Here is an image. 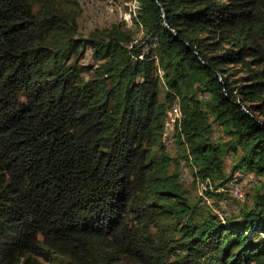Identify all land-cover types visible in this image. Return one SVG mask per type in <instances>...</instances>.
Wrapping results in <instances>:
<instances>
[{
  "label": "trees",
  "instance_id": "16d2710c",
  "mask_svg": "<svg viewBox=\"0 0 264 264\" xmlns=\"http://www.w3.org/2000/svg\"><path fill=\"white\" fill-rule=\"evenodd\" d=\"M78 12L0 0V264H264V0H134L137 36Z\"/></svg>",
  "mask_w": 264,
  "mask_h": 264
},
{
  "label": "rangeland",
  "instance_id": "374dc122",
  "mask_svg": "<svg viewBox=\"0 0 264 264\" xmlns=\"http://www.w3.org/2000/svg\"><path fill=\"white\" fill-rule=\"evenodd\" d=\"M79 2V12L77 15V31L82 36L86 35L92 28L104 26L111 22L120 21L122 20L125 26L134 30L135 35L137 36L139 32L136 30L135 25H133L132 21L130 20V13L134 8V0H78ZM83 61L82 63H86L90 61V57L87 51V48L84 51V54L81 58ZM174 114H175V106L172 107L165 119L166 125V138H165V145L167 147L171 142V134L170 129L174 125ZM170 154H173L175 151V146L173 145L170 148H166ZM229 158L225 157V164H228ZM175 166L179 171H185L187 174L190 172L189 168L183 164V161L178 159L175 161ZM237 174V173H236ZM186 176L183 173L182 179H180L183 183H186L185 186L189 187L190 190L200 192L201 189L204 187V184L200 181L197 183V187L192 188L187 181H185ZM241 181V196L237 198L234 192L228 189V185L226 187L227 193L226 195L223 194L224 197L219 199H213L211 201L206 197V200L211 203L213 206L212 209L218 215L220 211V217L225 216L228 212H234L238 205L241 203L246 202L247 200L244 199V195L247 191H250L252 187H250V176L247 175L245 178L243 176L240 179ZM256 181V178L253 176V183ZM237 183V182H236ZM233 187V184L231 185ZM229 193V194H228ZM235 196V197H234ZM225 198V199H224ZM218 215V216H219ZM34 264H56L50 261H43L41 259H36ZM120 264H136L133 262H120Z\"/></svg>",
  "mask_w": 264,
  "mask_h": 264
},
{
  "label": "built area",
  "instance_id": "2783aa9c",
  "mask_svg": "<svg viewBox=\"0 0 264 264\" xmlns=\"http://www.w3.org/2000/svg\"><path fill=\"white\" fill-rule=\"evenodd\" d=\"M249 176H250V184H251V182H252V174H250V173H247ZM233 177H239V176H233ZM229 189H231L233 192H234V194H235V196L237 197V198H240V182H239V185H237V187H235V188H229ZM219 214H220V211L218 212Z\"/></svg>",
  "mask_w": 264,
  "mask_h": 264
},
{
  "label": "bare ground",
  "instance_id": "6f19581e",
  "mask_svg": "<svg viewBox=\"0 0 264 264\" xmlns=\"http://www.w3.org/2000/svg\"><path fill=\"white\" fill-rule=\"evenodd\" d=\"M235 178V177H234ZM239 182H240V178H239ZM238 183V182H237ZM234 184L233 185V187L235 188V187H237V185H239V184ZM252 184H253V175H252ZM240 195H241V182H240ZM235 197V196H234ZM240 197H242V196H240Z\"/></svg>",
  "mask_w": 264,
  "mask_h": 264
}]
</instances>
